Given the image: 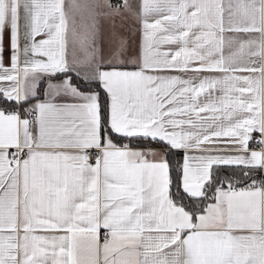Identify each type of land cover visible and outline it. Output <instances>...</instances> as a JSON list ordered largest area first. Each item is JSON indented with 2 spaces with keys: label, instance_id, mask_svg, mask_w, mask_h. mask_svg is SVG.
<instances>
[{
  "label": "snow or ice",
  "instance_id": "6c2138e0",
  "mask_svg": "<svg viewBox=\"0 0 264 264\" xmlns=\"http://www.w3.org/2000/svg\"><path fill=\"white\" fill-rule=\"evenodd\" d=\"M262 56L264 0H0V264H264Z\"/></svg>",
  "mask_w": 264,
  "mask_h": 264
},
{
  "label": "crops",
  "instance_id": "0c3cea01",
  "mask_svg": "<svg viewBox=\"0 0 264 264\" xmlns=\"http://www.w3.org/2000/svg\"><path fill=\"white\" fill-rule=\"evenodd\" d=\"M69 5H70V0H65V9H66V11L69 10ZM77 16H79V13H77ZM133 27H135V26H133ZM253 35H256V34H253ZM139 40H140V35H139L138 32H136L134 35H132V37H131V50L134 53L138 50ZM70 48H71V44H70ZM8 52H9V47H8V34L6 32V34H5V64L6 65L9 64ZM258 62L260 64H264V56L258 58ZM5 86H7V84H5ZM4 107L14 108L15 105L14 104H11V105H7V106H4ZM253 138H254V140L255 139H259L260 138V134L259 133H253ZM133 147H136V146H133ZM150 147H152L154 150H157V151H165V147H156V146H150ZM250 148L255 149V150H259L260 146L259 145H257V146H250ZM140 150L147 151L148 148L145 147V146H140ZM9 151L10 152H15V151H17V149H9ZM182 155H183V153H182ZM182 162H181V164H182ZM101 236H103V230L101 231Z\"/></svg>",
  "mask_w": 264,
  "mask_h": 264
},
{
  "label": "trees",
  "instance_id": "16d2710c",
  "mask_svg": "<svg viewBox=\"0 0 264 264\" xmlns=\"http://www.w3.org/2000/svg\"><path fill=\"white\" fill-rule=\"evenodd\" d=\"M3 106H7V105H3ZM127 143V141H125ZM132 146H137V144H139L140 146H144V142H138V141H132ZM150 146H156V147H164L161 146L159 144H150ZM165 151H169L166 147H165ZM182 162V152H173L170 156H169V163H170V167L175 171L178 168V165L181 164ZM174 174V172H173Z\"/></svg>",
  "mask_w": 264,
  "mask_h": 264
},
{
  "label": "built area",
  "instance_id": "2783aa9c",
  "mask_svg": "<svg viewBox=\"0 0 264 264\" xmlns=\"http://www.w3.org/2000/svg\"><path fill=\"white\" fill-rule=\"evenodd\" d=\"M7 108H11V107H7ZM250 146H257V144L250 142Z\"/></svg>",
  "mask_w": 264,
  "mask_h": 264
}]
</instances>
